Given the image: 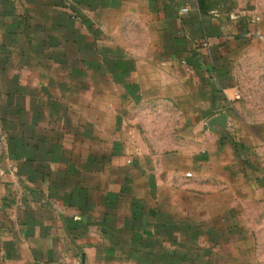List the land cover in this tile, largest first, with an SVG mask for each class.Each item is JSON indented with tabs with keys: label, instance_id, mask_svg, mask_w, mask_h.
<instances>
[{
	"label": "crops",
	"instance_id": "1",
	"mask_svg": "<svg viewBox=\"0 0 264 264\" xmlns=\"http://www.w3.org/2000/svg\"><path fill=\"white\" fill-rule=\"evenodd\" d=\"M255 39L233 0H0V264H263Z\"/></svg>",
	"mask_w": 264,
	"mask_h": 264
},
{
	"label": "rangeland",
	"instance_id": "2",
	"mask_svg": "<svg viewBox=\"0 0 264 264\" xmlns=\"http://www.w3.org/2000/svg\"><path fill=\"white\" fill-rule=\"evenodd\" d=\"M233 1L249 13L264 15V0ZM232 57L234 85L241 95L239 108L242 110V117L255 126L264 139V41L251 40ZM254 214L256 211L250 212L251 217ZM257 246L262 247L264 244Z\"/></svg>",
	"mask_w": 264,
	"mask_h": 264
},
{
	"label": "water",
	"instance_id": "3",
	"mask_svg": "<svg viewBox=\"0 0 264 264\" xmlns=\"http://www.w3.org/2000/svg\"><path fill=\"white\" fill-rule=\"evenodd\" d=\"M226 118H227L226 114H222L220 116L215 117L213 120V125L224 127V122H225Z\"/></svg>",
	"mask_w": 264,
	"mask_h": 264
},
{
	"label": "built area",
	"instance_id": "4",
	"mask_svg": "<svg viewBox=\"0 0 264 264\" xmlns=\"http://www.w3.org/2000/svg\"><path fill=\"white\" fill-rule=\"evenodd\" d=\"M190 176V174H188Z\"/></svg>",
	"mask_w": 264,
	"mask_h": 264
}]
</instances>
